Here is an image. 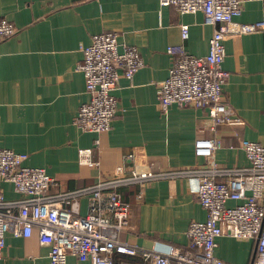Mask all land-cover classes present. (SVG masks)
<instances>
[{
	"label": "crops",
	"instance_id": "crops-1",
	"mask_svg": "<svg viewBox=\"0 0 264 264\" xmlns=\"http://www.w3.org/2000/svg\"><path fill=\"white\" fill-rule=\"evenodd\" d=\"M241 13L237 22L260 21L264 0H243ZM0 19L16 29L14 36L0 41V147L26 154L29 167L45 169L55 180L52 193L93 186L118 166L129 173L205 163L196 157L194 145L199 137L214 136L208 131L207 111L172 106L162 112L157 95L158 83L171 67L167 47L182 45L192 56L209 53L214 31L204 23V14H179L160 0H0ZM182 24L189 26L186 40ZM103 32L117 33L121 49L139 47L144 66L131 80L119 71L114 91L118 110L111 130L84 133L74 121L89 96L84 75L76 67L83 60L81 47ZM224 45L223 64L230 72L224 95L244 123L218 128L223 146L216 160L226 167L248 166L241 142L264 145V31L228 38ZM95 139L100 141L95 154L100 167L81 165L79 150L93 147ZM3 188L6 199L20 197L12 185ZM196 188L188 178L152 181L143 193L139 185L121 188L131 206L130 226L121 240L143 249L186 246L189 224L206 220ZM87 211L88 200L82 198L80 213ZM217 243L216 256L225 262L251 263L253 241L223 236ZM48 254L49 247L40 244L36 230L30 238L7 233L0 264H50ZM114 259L115 264H142L140 258L126 255Z\"/></svg>",
	"mask_w": 264,
	"mask_h": 264
},
{
	"label": "built area",
	"instance_id": "built-area-1",
	"mask_svg": "<svg viewBox=\"0 0 264 264\" xmlns=\"http://www.w3.org/2000/svg\"><path fill=\"white\" fill-rule=\"evenodd\" d=\"M243 0H160L179 14H204V23L213 26L206 56H192L182 45L167 47L171 56L169 75L158 83V102L162 112L172 106L200 108L209 116L212 138L196 139V157L205 163L195 168L156 171L133 169L125 173L118 166L112 175L99 178L93 186L52 193L55 180L45 169L25 165L28 156L0 147V261L6 234L30 238L35 230L40 244L49 247L50 264H115L116 255L140 258L142 264H230L216 256L217 239L228 236L253 241L251 264H264V145L243 140L248 166L221 165L216 152L223 141L218 128L244 122L224 95L230 72L224 68L228 38L264 31L262 19L253 23L237 22ZM182 39L189 38V26H180ZM16 29L0 19V41L14 36ZM83 60L76 70L85 78L89 100L82 104L75 125L84 133L101 134L111 130L118 110L114 95L122 71L132 79L144 66L139 47L123 45L115 32H103L82 46ZM100 141L79 150L81 165L99 168ZM133 155H129L132 158ZM192 179L195 195L206 211L205 221H192L186 231V246H154L143 249L121 240L130 224L131 206L120 189L131 185L142 188L152 181ZM224 178V179H222ZM4 184H10L17 199H6ZM140 197V196H139ZM88 200L86 215L80 213V200ZM235 202L229 206L230 202ZM74 261H69L68 258Z\"/></svg>",
	"mask_w": 264,
	"mask_h": 264
},
{
	"label": "water",
	"instance_id": "water-1",
	"mask_svg": "<svg viewBox=\"0 0 264 264\" xmlns=\"http://www.w3.org/2000/svg\"><path fill=\"white\" fill-rule=\"evenodd\" d=\"M254 254H255V251H254V253H253V256H252V259H251V263H252V261H253ZM251 263H250V264H251Z\"/></svg>",
	"mask_w": 264,
	"mask_h": 264
},
{
	"label": "rangeland",
	"instance_id": "rangeland-1",
	"mask_svg": "<svg viewBox=\"0 0 264 264\" xmlns=\"http://www.w3.org/2000/svg\"><path fill=\"white\" fill-rule=\"evenodd\" d=\"M129 226H130V224H129ZM128 228H129V227H128ZM68 260H69V261H72L73 259L69 257Z\"/></svg>",
	"mask_w": 264,
	"mask_h": 264
}]
</instances>
